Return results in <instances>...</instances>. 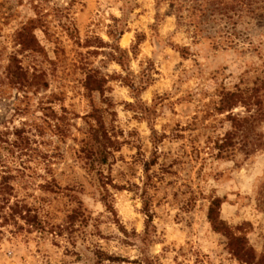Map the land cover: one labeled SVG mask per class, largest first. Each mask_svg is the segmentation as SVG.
I'll list each match as a JSON object with an SVG mask.
<instances>
[{
    "label": "rangeland",
    "instance_id": "1",
    "mask_svg": "<svg viewBox=\"0 0 264 264\" xmlns=\"http://www.w3.org/2000/svg\"><path fill=\"white\" fill-rule=\"evenodd\" d=\"M0 264H264V0H0Z\"/></svg>",
    "mask_w": 264,
    "mask_h": 264
},
{
    "label": "trees",
    "instance_id": "2",
    "mask_svg": "<svg viewBox=\"0 0 264 264\" xmlns=\"http://www.w3.org/2000/svg\"><path fill=\"white\" fill-rule=\"evenodd\" d=\"M89 116H90V117H91V116L93 117V114H89ZM92 131H93V132H92ZM96 131H98V128H97V127L93 128V129L91 130L92 135H94ZM93 133H94V134H93ZM94 139H97V138L94 137ZM107 139H108V138H107ZM212 203L215 204L214 201H213ZM9 208H10V210H11L10 213H9V215H11V216L19 211L18 209H15L14 206H10ZM209 218H210V220H213L211 209H210V213H209Z\"/></svg>",
    "mask_w": 264,
    "mask_h": 264
}]
</instances>
